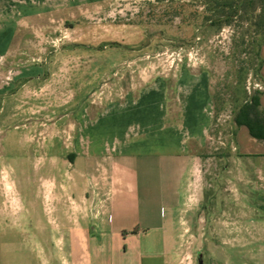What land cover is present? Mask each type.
<instances>
[{
    "label": "rangeland",
    "instance_id": "obj_1",
    "mask_svg": "<svg viewBox=\"0 0 264 264\" xmlns=\"http://www.w3.org/2000/svg\"><path fill=\"white\" fill-rule=\"evenodd\" d=\"M195 1L22 0L21 50L0 56V264L14 255L41 264L36 239L59 235L57 223L69 218L84 223L78 207L84 197L92 203L101 165L94 145L109 138L103 109L154 76H165L172 97L182 66L206 70L211 94L225 101L203 145L190 144L200 154L202 194L180 216L177 254L185 258L178 264H196L199 252L203 264H214L225 248L222 214L249 220L254 196L241 187L229 87L249 51H241V27L199 33ZM182 3L188 6L176 11ZM259 80L252 70L247 89Z\"/></svg>",
    "mask_w": 264,
    "mask_h": 264
},
{
    "label": "crops",
    "instance_id": "obj_2",
    "mask_svg": "<svg viewBox=\"0 0 264 264\" xmlns=\"http://www.w3.org/2000/svg\"><path fill=\"white\" fill-rule=\"evenodd\" d=\"M1 1L0 56L5 58L12 49L21 50L17 37L22 28V0ZM261 56L263 66L255 89L262 91L264 112V45ZM210 82L206 70L182 66L172 95L176 110L171 109L165 76H154L146 86L103 109L109 111L110 126L108 140L94 145L101 164L98 188L91 204L84 197V205L78 207L83 224L79 217L75 223L69 218L67 223H57L59 235L36 239L41 264H178L184 260L177 254L178 222L201 199L200 154L190 144L194 140L203 145L213 123ZM103 111L97 117L99 123ZM235 144L241 187L254 196L253 211L248 221H229L222 214L219 240L225 248L212 263L264 264V140L242 125ZM2 264H33V260L14 255Z\"/></svg>",
    "mask_w": 264,
    "mask_h": 264
},
{
    "label": "trees",
    "instance_id": "obj_3",
    "mask_svg": "<svg viewBox=\"0 0 264 264\" xmlns=\"http://www.w3.org/2000/svg\"><path fill=\"white\" fill-rule=\"evenodd\" d=\"M191 10L199 33L210 28L220 30L224 26H233L240 31V46L242 52L249 51V56L240 59L235 67L236 79L232 81L230 100L235 105L233 123L234 133L245 125L250 134L264 140V112L261 108L262 91L255 89L250 92L246 83L249 73L255 70L261 76L263 58L261 48L264 45V0H197ZM188 3H182L178 12L183 11ZM250 38V39H249ZM238 91V92H235ZM214 102L213 124L217 123L219 110L223 107L225 98L212 95Z\"/></svg>",
    "mask_w": 264,
    "mask_h": 264
},
{
    "label": "water",
    "instance_id": "obj_4",
    "mask_svg": "<svg viewBox=\"0 0 264 264\" xmlns=\"http://www.w3.org/2000/svg\"><path fill=\"white\" fill-rule=\"evenodd\" d=\"M197 264H203V257H202L201 252H199V254H198V263Z\"/></svg>",
    "mask_w": 264,
    "mask_h": 264
},
{
    "label": "flooded vegetation",
    "instance_id": "obj_5",
    "mask_svg": "<svg viewBox=\"0 0 264 264\" xmlns=\"http://www.w3.org/2000/svg\"><path fill=\"white\" fill-rule=\"evenodd\" d=\"M197 263H198V261H197ZM197 263H196V264H197Z\"/></svg>",
    "mask_w": 264,
    "mask_h": 264
}]
</instances>
